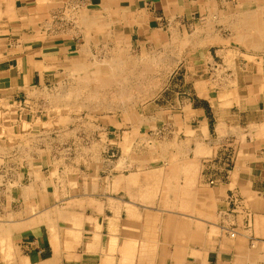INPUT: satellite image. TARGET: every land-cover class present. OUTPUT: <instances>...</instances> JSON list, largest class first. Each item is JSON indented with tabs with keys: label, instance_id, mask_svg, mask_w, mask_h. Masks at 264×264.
<instances>
[{
	"label": "crops",
	"instance_id": "1",
	"mask_svg": "<svg viewBox=\"0 0 264 264\" xmlns=\"http://www.w3.org/2000/svg\"><path fill=\"white\" fill-rule=\"evenodd\" d=\"M6 1L19 18L43 4ZM43 2L57 17L76 8L83 21H57L55 39L39 43L31 27L23 28L24 39L8 38L4 61L14 65L0 72L1 99L11 101L56 78L59 64L94 58L99 46L118 41L180 54L192 83L187 94L199 101L188 99L186 116L159 123L173 127L176 143H167L160 164L126 166L120 158L107 172V193L78 197L93 208L90 215L81 208L87 223L80 229L67 220L75 209L49 213L57 251L49 223H31L46 210L22 220L26 235L4 231L0 239L8 238L25 264H264V32L256 13L264 0ZM214 108L223 114L214 117ZM99 129L106 137L107 127Z\"/></svg>",
	"mask_w": 264,
	"mask_h": 264
},
{
	"label": "rangeland",
	"instance_id": "2",
	"mask_svg": "<svg viewBox=\"0 0 264 264\" xmlns=\"http://www.w3.org/2000/svg\"><path fill=\"white\" fill-rule=\"evenodd\" d=\"M40 6L28 16L22 15L21 20L11 13L6 0H0V72L8 64L14 65L4 61L8 58V38L24 39L27 36H22L23 31L31 27V40L39 43L55 39L57 21H79V12L67 11L58 18L50 12L51 3L43 2ZM180 56L171 49L117 41L113 46H99L94 58L83 54L77 60L59 64L56 78L27 88L11 101L0 98V132L4 133H0V223L23 224L22 220L41 211L55 213L82 206L90 215L91 200L83 204L75 201L79 196L85 195L87 201V196L107 193V172L120 165V158L126 166L160 164L161 154L170 143L176 144L173 127L161 124L180 114L186 116L188 99L194 104L199 101L198 94H187L192 83L185 79ZM121 57L127 60L121 82L112 78L111 84L105 83L103 73L110 72L111 61ZM103 65L108 69L100 74L96 68ZM96 83L99 85L94 86ZM63 90L71 95H63ZM94 90L99 93L94 94ZM222 114L223 111L213 109L214 117ZM96 124L99 128L107 127L106 137ZM160 144H166L165 148H160ZM190 145L194 150L198 144ZM207 183L214 184V178ZM18 224L11 227L13 231H25L22 234L26 235L28 226ZM7 262L2 260L0 264Z\"/></svg>",
	"mask_w": 264,
	"mask_h": 264
},
{
	"label": "bare ground",
	"instance_id": "3",
	"mask_svg": "<svg viewBox=\"0 0 264 264\" xmlns=\"http://www.w3.org/2000/svg\"><path fill=\"white\" fill-rule=\"evenodd\" d=\"M42 3H43V1H45V0H40ZM255 1V0H254ZM40 2V3H41ZM251 5V4H250ZM238 6V5H237ZM254 6V5H253ZM264 6V4L263 5H261L259 8H258V12H256L257 13V22H258V27H259V29L261 30V31H263L264 32V28L261 26V24H260V19H259V11H260V8L261 7H263ZM41 7V6H40ZM74 7V6H73ZM246 7V6H245ZM252 7V6H251ZM78 8V7H77ZM234 9H235V7H234ZM247 9V8H246ZM251 9V8H250ZM67 10V9H66ZM245 10V9H244ZM9 11V10H8ZM68 11H70V12H78L79 10L78 9H68ZM34 12V11H33ZM234 12V11H233ZM81 13V12H80ZM79 13V14H80ZM35 14V13H34ZM82 14V13H81ZM80 14V16H82ZM229 14V13H228ZM13 15V14H12ZM12 15H10L11 17H12ZM15 15V14H14ZM13 15V16H14ZM224 15V14H223ZM28 16V15H27ZM16 17V16H15ZM22 17V16H21ZM31 17H32V15H31ZM85 17V16H84ZM218 17V16H217ZM81 18V17H80ZM24 19H26V18H24ZM21 20H22V18H21ZM83 21V18H81L80 19V21ZM26 21V20H25ZM81 21V22H82ZM75 22H77V21H75ZM30 23V22H29ZM36 23V22H35ZM24 25H26L25 23H24ZM82 26V25H81ZM257 28V27H256ZM258 31V30H257ZM98 32H103V31H98ZM214 32H216L215 30H214ZM187 34V33H186ZM255 34V33H254ZM253 34V35H254ZM262 34V33H261ZM42 35V34H41ZM211 35V34H210ZM257 35V34H256ZM101 36H102V34H101ZM178 36V35H177ZM187 36V35H186ZM198 36V35H197ZM213 36V35H212ZM243 36V35H242ZM241 36V37H242ZM260 36V35H259ZM188 37H190V36H188ZM193 37V36H192ZM253 37V36H252ZM177 38V37H176ZM264 38V37H263ZM190 39V38H189ZM252 39V38H251ZM176 40V39H175ZM194 40V39H193ZM201 40V39H200ZM203 40V39H202ZM261 40V39H260ZM189 41V40H188ZM239 41H241V40H239ZM238 41V42H239ZM176 42H177V40H176ZM187 42V41H186ZM190 42H191V40H190ZM190 42H187V43H184V44H188V43H190ZM193 42V41H192ZM196 42V41H195ZM256 42V41H255ZM197 43V42H196ZM198 43H199V41H198ZM197 43V44H198ZM177 44V43H176ZM184 44H182V41H181V45L182 46H184ZM191 44V43H190ZM192 45V44H191ZM196 45V44H195ZM262 45V44H261ZM260 45V46H261ZM171 46V45H170ZM173 46V45H172ZM186 47H187V45H185ZM192 46H194V45H192ZM197 46V45H196ZM263 47V46H262ZM83 48V47H82ZM189 49V48H188ZM261 49H263V48H261ZM83 50H84V48H83ZM88 50V49H87ZM84 51H86V49L84 50ZM230 53V52H229ZM252 53V52H251ZM69 54H71V53H69ZM77 56V55H76ZM145 57V56H144ZM148 57V56H147ZM152 57V56H151ZM154 58V57H153ZM156 58V57H155ZM126 59V58H125ZM158 59L159 60H161L159 57H158ZM99 60V59H98ZM111 60H113V59H111ZM154 59H152V61H153ZM156 60V59H155ZM63 61V60H62ZM88 61V60H87ZM149 61V60H148ZM162 61H164V60H161V62ZM93 63H94V61H92ZM103 62V61H102ZM101 62V63H102ZM58 63V62H57ZM61 63V62H60ZM85 63V62H84ZM91 64V65H94V64ZM111 66H110V68L112 69V70H110V72L108 71L107 72V69H108V67H107V65H103V66H101V67H97L96 68V70L98 71V72H100V74H102L101 72H107V73H103V75H104V82L105 83H107V84H111L114 80L112 79V78H117L118 80H116L115 82H118L119 81V79H121L122 78V76H123V72H125L124 71V69L123 68H125L126 67V64H127V60H125L124 61V59L121 57V58H118V59H115V60H113V61H111ZM95 64H96V62H95ZM103 64V63H102ZM53 66V65H52ZM55 66V65H54ZM60 66H61V64H60ZM150 66V65H149ZM58 67V66H57ZM84 67V66H83ZM93 67V66H92ZM123 67V68H122ZM144 67V69H145V66H143ZM59 68V67H58ZM82 68V67H81ZM149 68H151V67H149ZM57 69V68H56ZM147 70H148V68H146ZM261 70V69H260ZM136 71V70H135ZM75 72V71H74ZM97 72V73H98ZM91 73V72H90ZM89 73V74H90ZM92 73H93V71H92ZM91 73V74H92ZM86 74V73H85ZM82 75V74H81ZM87 75V74H86ZM93 75L94 76H98V74L96 75L95 74V72L93 73ZM92 75V76H93ZM105 76H107V77H105ZM73 77V76H72ZM78 77V76H77ZM88 78V77H87ZM107 78V79H106ZM125 79V78H124ZM83 80V79H82ZM95 80V79H94ZM84 81V80H83ZM121 82V80L119 81V83ZM99 83V82H98ZM86 84V83H85ZM122 84V83H121ZM94 85V84H93ZM96 85H99V84H95L94 86H96ZM120 85V84H119ZM70 91V90H69ZM78 91H79V89H78ZM102 91H103V89H102ZM107 91V90H106ZM121 91H123L122 89H121ZM126 91V90H125ZM63 92V95H64V93H66V92H64V90L62 91ZM70 92H72V95H73V91H70ZM127 92V91H126ZM80 93V92H79ZM90 93V92H89ZM88 93V94H89ZM93 93L94 94H97V93H99V92H97L96 93V91L94 90L93 91ZM66 94H70L69 92H67ZM65 94V96H67ZM62 95V94H61ZM71 95V94H70ZM91 96V95H90ZM94 96V95H93ZM68 97V96H67ZM97 97V96H96ZM61 98V97H60ZM90 98V97H89ZM88 98V99H89ZM94 100V99H93ZM98 101H100V100H98ZM97 101V102H98ZM94 102H96V100H94ZM99 103V102H98ZM102 103H104V102H102ZM102 103H100V104H102ZM139 112V111H138ZM143 114V113H142ZM143 120V119H142ZM55 121V120H54ZM94 121V120H93ZM139 122H141V121H139ZM23 123H24V125H25V122L23 121ZM45 123V122H44ZM53 123H55L56 124V122H53ZM85 123V122H84ZM92 123V122H91ZM91 123L89 122L88 123V125H91ZM143 123V122H142ZM1 125H2V123H1ZM44 125V124H43ZM98 125V124H97ZM23 126V125H22ZM5 127V126H4ZM24 127V126H23ZM22 127V128H23ZM65 126H63V128H64ZM1 128H3V127H1ZM3 129H5V128H3ZM2 129V130H3ZM31 129V128H30ZM48 130V129H47ZM66 130H68V129H66ZM46 131V130H45ZM49 131V130H48ZM51 131V130H50ZM71 131V130H70ZM33 132V131H32ZM43 132V131H42ZM65 132V131H64ZM63 132V133H64ZM72 132V131H71ZM1 134H2V136H3V134L4 133H2V132H0ZM31 133V132H30ZM51 133V132H50ZM102 133H104V132H102ZM65 134H67V133H65ZM62 135V134H61ZM104 135V134H103ZM1 137V136H0ZM4 138V137H3ZM129 145V144H128ZM54 172H55V170H54ZM9 177V176H8ZM3 179V178H2ZM1 179V180H2ZM4 181V180H3ZM5 182H6V180H5ZM1 183V182H0ZM6 184H7V182H6ZM5 186V185H4ZM7 186V185H6ZM3 187V186H2ZM1 187V188H2ZM75 202H77L78 204H83V202H84V200H81V202H79V201H75ZM83 209V206L82 207H80L79 209H75L76 211L75 212H71L70 214H69V216H67V220H69V224L75 229V227H76V229H80L84 224H86L87 223V220L85 221L84 220V214H83V211H82V209ZM51 212V211H50ZM49 211H46L45 213H44V215L43 216H37V217H34L33 218V221L31 222V223H33V224H38V223H40L39 221H46L47 223H49V225H50V228H51V230H52V233L54 234L53 235V243H54V245H55V250L57 251V249H58V247H59V245H60V242H59V238H58V233H57V226H56V218H53L51 215H49V213H50ZM53 213V212H52ZM61 213V212H60ZM59 213V214H60ZM61 215H63L62 213H61ZM68 217H69V219H68ZM36 222V223H35ZM5 223H0V233H4V231L5 232H12L13 231V229L11 228V227H14V226H16L18 223H15V224H11V225H4ZM21 224V223H20ZM20 224H18V225H20ZM30 224V223H29ZM21 225H24V223L23 224H21ZM17 228V227H16ZM230 237L233 239V238H235L236 237V231H234V230H232V231H230ZM75 238H76V240L77 241H79V237H78V235L76 234L75 235ZM4 240H6V241H4ZM0 247H1V251L2 252H5V254H3V256L0 258V262L2 261V260H4V262L6 261V260H8V262L6 263V264H25V262H26V260L25 259H19L18 258V256H16L15 254H14V251L12 250L13 248H12V245L9 243V239L8 238H5V239H0ZM52 262H53V260H52ZM48 263V262H47ZM54 263H56V261H54L53 262V264ZM48 264H51V263H48ZM58 264V263H57Z\"/></svg>",
	"mask_w": 264,
	"mask_h": 264
},
{
	"label": "built area",
	"instance_id": "4",
	"mask_svg": "<svg viewBox=\"0 0 264 264\" xmlns=\"http://www.w3.org/2000/svg\"><path fill=\"white\" fill-rule=\"evenodd\" d=\"M259 19L261 26L264 28V6L260 8Z\"/></svg>",
	"mask_w": 264,
	"mask_h": 264
}]
</instances>
